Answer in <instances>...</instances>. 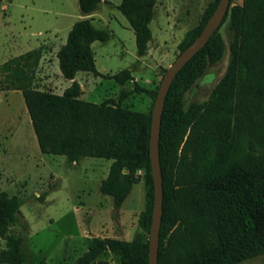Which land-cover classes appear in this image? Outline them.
<instances>
[{"label":"trees","instance_id":"trees-1","mask_svg":"<svg viewBox=\"0 0 264 264\" xmlns=\"http://www.w3.org/2000/svg\"><path fill=\"white\" fill-rule=\"evenodd\" d=\"M220 0L205 10L191 28L181 52L202 32ZM3 0H0V3ZM102 0H79L83 14H92ZM222 23L231 35L228 70L208 100L184 106V96L208 65L219 62L226 42L217 30L180 70L167 95L160 134L163 174V217L159 264H238L264 254V0L233 4ZM157 0H121L117 6L133 28L140 56L148 53L150 22ZM111 37L90 18L76 21L57 51L62 76L72 80L62 94L34 85L40 51H27L0 65V89L20 90L43 153L70 162L84 157L112 159L100 191L110 195L116 210L143 172L146 207L140 213L142 232L133 239L94 237L72 264H111L110 251L121 264H149V236L154 205L150 159L152 110L124 105L134 80L127 68L112 75L122 86L118 99L101 103L81 98L76 75H99L93 43ZM138 89V87H136ZM156 98L158 91H150ZM23 200L0 190V236L8 249L0 263L23 264L22 238L9 234L21 223Z\"/></svg>","mask_w":264,"mask_h":264},{"label":"rangeland","instance_id":"rangeland-1","mask_svg":"<svg viewBox=\"0 0 264 264\" xmlns=\"http://www.w3.org/2000/svg\"><path fill=\"white\" fill-rule=\"evenodd\" d=\"M242 1L234 0L233 4ZM120 2L102 0L92 14H83L79 0H3L0 65L27 51L39 50L34 85L53 90L46 79L51 76L59 85L56 77L61 70L58 59L55 63L56 50L66 43L76 21L90 18L95 26L107 29L111 37L93 43L100 74L81 72L79 78L86 84L81 98L95 103L118 99L123 86L112 75L129 68L134 80L125 85L131 92L124 105L140 112L153 110L156 98L150 91L159 90L167 69L181 53L187 32L201 21L215 0H157L155 17L150 22L152 39L144 56L138 54L135 32L117 7ZM220 31L227 45L225 54L219 62L208 65L186 92L185 109L208 100L228 70L231 35L226 23ZM61 81L65 86L67 79L61 76ZM23 108L27 107L22 94L0 93V190L23 200L21 223L9 230V234L22 238L23 264H72L94 237L131 240L142 232L139 216L146 207L143 172L138 173L139 181L116 210L112 197L100 191L106 166L90 164H110L111 160L86 157L75 165L63 155L43 153L28 122L27 109L28 120L18 123L24 116ZM14 115L15 120L10 122ZM8 248V242L0 236V250ZM103 259L121 264L110 251ZM238 264H264V254Z\"/></svg>","mask_w":264,"mask_h":264},{"label":"water","instance_id":"water-1","mask_svg":"<svg viewBox=\"0 0 264 264\" xmlns=\"http://www.w3.org/2000/svg\"><path fill=\"white\" fill-rule=\"evenodd\" d=\"M230 5L231 0L219 1L200 35L178 55L167 69L155 99L149 142L154 181V205L149 236V264H159L160 229L163 217V174L160 158V134L167 95L180 70L206 45L211 36L220 29Z\"/></svg>","mask_w":264,"mask_h":264},{"label":"crops","instance_id":"crops-1","mask_svg":"<svg viewBox=\"0 0 264 264\" xmlns=\"http://www.w3.org/2000/svg\"><path fill=\"white\" fill-rule=\"evenodd\" d=\"M62 45V44H61ZM60 48V47H59ZM59 48L56 50V54H55V63H56V65H57V51L59 50ZM23 54V53H22ZM44 54V53H43ZM18 56V55H17ZM44 58H45V55H43L42 56V60H44ZM81 72L82 71H80V72H78L77 73V75H76V80L80 83V85H81V87H82V90H83V93H82V95L81 96H83V94L85 93V90H86V84H83V82H82V80L79 78V76H80V74H81ZM88 73H90V72H88ZM61 76H62V73H58L57 72V77H56V80L58 81V83H59V85H55V83L53 82V78L51 77V76H48V78L46 79L47 80V82H48V86L51 88V89H53V90H51V91H53V92H55V93H57V94H62L63 92H64V90L67 88V87H69L71 84H72V80H67L66 81V83H65V86H64V84H63V82L61 81ZM8 93V94H10V93H14V94H22V92L20 91V90H2V91H0V93ZM27 109V108H26ZM26 109L25 108H23V110H24V116H23V118L22 119H19V121H18V123H21V121L23 122L24 120H28V118H27V115H26ZM28 111V110H27ZM28 115H29V113H28ZM15 116L16 115H14L13 117H11V118H9V120H10V122H12L13 120H15ZM29 118H30V115H29ZM30 124H32V121H31V118L29 119V121H28ZM33 126V125H32ZM16 129V128H15ZM55 155H59V154H55ZM64 156V155H63ZM66 157V156H65ZM84 158H86V157H84ZM84 158H82L79 162H72L73 164H79ZM93 158H99V157H93ZM104 159H106V158H104ZM109 160H111V163H112V159H109ZM95 163V164H94ZM103 163H104V165L106 166V168H105V173L103 174L104 176V178H106L107 177V175H108V172H109V168H110V165H111V163L110 164H108V163H106V162H104V161H90V164H92V165H94L93 167H97V166H101V165H103ZM103 178V179H104ZM108 252V251H107ZM104 254H106V252L104 253ZM104 254L101 256V258H103V256H104Z\"/></svg>","mask_w":264,"mask_h":264},{"label":"built area","instance_id":"built-area-1","mask_svg":"<svg viewBox=\"0 0 264 264\" xmlns=\"http://www.w3.org/2000/svg\"><path fill=\"white\" fill-rule=\"evenodd\" d=\"M142 171H139L138 173H141Z\"/></svg>","mask_w":264,"mask_h":264}]
</instances>
